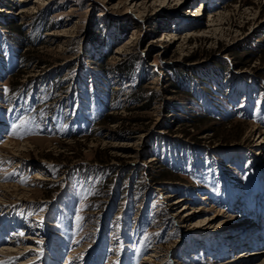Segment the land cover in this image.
Instances as JSON below:
<instances>
[{
	"label": "rangeland",
	"instance_id": "1",
	"mask_svg": "<svg viewBox=\"0 0 264 264\" xmlns=\"http://www.w3.org/2000/svg\"><path fill=\"white\" fill-rule=\"evenodd\" d=\"M0 184L5 264L264 247L222 249L264 217V0H0Z\"/></svg>",
	"mask_w": 264,
	"mask_h": 264
},
{
	"label": "bare ground",
	"instance_id": "2",
	"mask_svg": "<svg viewBox=\"0 0 264 264\" xmlns=\"http://www.w3.org/2000/svg\"><path fill=\"white\" fill-rule=\"evenodd\" d=\"M30 7L33 8V6H31V5H30ZM200 7H202L201 2H200ZM200 7L195 12H199ZM21 11H26V7L22 8ZM6 142H8V141H6ZM9 144H13V143L10 141L7 145H9ZM19 147H20V143L15 142L13 145V150L10 152V154L8 156L10 158L15 157L17 154L14 151H17ZM8 187H9L8 185H4V184L1 185L0 184V197L6 196V191H7L6 189ZM21 190L22 191L19 190L20 191L19 193H21V194H24L27 191V189H25V188H22ZM202 198L206 199L205 196H203ZM181 200L182 199H178L177 202H179ZM185 209H187V208H185ZM184 215L187 218H189L194 214H190L187 211L184 213ZM232 217L234 218V216H231L230 214H226L223 211V209H217V211H215L211 216L203 217L201 220H199V223H205V224H202V226L207 228V229L212 227L211 231H213V230L214 231L211 234H213L214 236H221L218 233H220V230H224L223 224L226 223ZM236 223L239 225L238 227L243 225L242 228L239 229L240 234L239 233L238 234L237 233L231 234V232H230L229 234L223 235V237H225V243L223 244L224 247L222 248L223 251L228 252L229 249L227 247L234 249V247H239V246H246V245L251 246V245H255V244L256 245H258V244L263 245L264 244V230H261V228L264 227V225H263L264 224V217L263 216H262V218H260V220H258V223L256 221V223L250 224V223H247L246 221L243 222V219H241V220L238 219L236 221ZM261 223H262V225H261ZM215 227H218V228H215ZM236 229H238L237 226L232 224L230 230L231 231L233 230V232H234ZM260 230L262 232H260ZM236 232H237V230H236ZM32 244L33 243H30L26 246L24 245V247H18V245L16 246V244L14 243V239H13L11 241V243H8L7 247L0 248V264H5L9 259L16 260L21 253H24V251H26L25 249L34 248V246ZM11 247H13L14 249H11ZM152 252L153 251H150V253L147 254L148 256H146L144 258L145 264H149V262L147 263V261L151 260V257L155 256V254ZM31 260H33V259L30 258L29 260H27L25 258H22L18 261L19 263H17V264H29V263H31L30 262ZM217 264H264V247L256 249V250H249V251L243 250V251L237 252L236 254H234L232 256V258L228 257L225 261H220Z\"/></svg>",
	"mask_w": 264,
	"mask_h": 264
},
{
	"label": "snow or ice",
	"instance_id": "3",
	"mask_svg": "<svg viewBox=\"0 0 264 264\" xmlns=\"http://www.w3.org/2000/svg\"><path fill=\"white\" fill-rule=\"evenodd\" d=\"M21 235H23V233H21Z\"/></svg>",
	"mask_w": 264,
	"mask_h": 264
}]
</instances>
